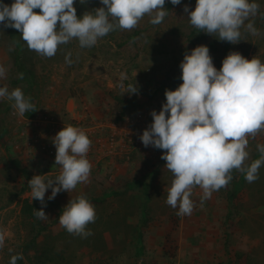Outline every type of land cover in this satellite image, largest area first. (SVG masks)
<instances>
[{"label": "rangeland", "instance_id": "374dc122", "mask_svg": "<svg viewBox=\"0 0 264 264\" xmlns=\"http://www.w3.org/2000/svg\"><path fill=\"white\" fill-rule=\"evenodd\" d=\"M249 2L260 7L245 25L253 22L261 35L253 36L242 27L238 44L229 42L228 51L218 34H206L201 43L209 47L217 70L230 52L264 63V0ZM12 3L14 0H8L9 5ZM196 3L182 0L174 6L166 0L168 14L161 24H151V17L146 15L134 29L110 32L90 48H81L73 39L60 45L51 58L29 50L18 30L10 28L8 33L0 24V60L6 69L0 87L6 86L9 93L20 88L37 107L32 118H25L13 107L14 100L0 98V230L5 233L0 263L8 262L25 241L22 207L25 199L32 198L30 180L15 168L12 159L28 169L31 179L43 175L47 182L59 175L60 166L48 154L52 135L49 129L41 133L35 121L50 116L71 121L68 109L74 108L77 116L88 114L89 124L149 126L153 122L151 112L159 113L166 103L165 91H175L183 83L180 64L193 50L188 35L195 28L184 6L194 11ZM74 7L80 18L105 6L100 0H75ZM19 51L25 68L34 72L31 83L19 80L15 66ZM69 52L71 65L65 62ZM121 73L126 75L123 80ZM129 84L138 88L137 94L129 95ZM118 97L134 99L139 107L128 110L122 118ZM260 144H264V131L254 139L249 137L245 166L260 158ZM162 155L164 150L158 149L153 158L139 156L129 165L93 170L88 182L70 192H60L54 200H48L49 189L45 194L47 206L40 203L48 216L43 221L49 224L39 239L47 254L45 264H264V165L259 169V179L252 183L236 170L239 190L233 201L229 200V185L214 191L203 204V190L194 187L192 214L181 217L178 207L166 203L173 175ZM80 196L86 197L96 212L95 222L87 226L86 231L92 232L87 238L68 233L59 223L66 205Z\"/></svg>", "mask_w": 264, "mask_h": 264}, {"label": "clouds", "instance_id": "9594fccd", "mask_svg": "<svg viewBox=\"0 0 264 264\" xmlns=\"http://www.w3.org/2000/svg\"><path fill=\"white\" fill-rule=\"evenodd\" d=\"M165 2L100 0L105 7L78 18L75 0H14L11 5L0 2V24L18 30L29 50L51 58L60 45L73 39L81 48H90L110 32L134 29L146 15L151 17V24L159 25L168 14ZM170 2L175 6L182 0ZM259 7L249 0H197L194 11L188 5L184 11L195 28L208 35L218 34L220 41L238 44L242 27L253 36L261 35L253 22L245 25L257 15ZM209 52L208 46L200 45L184 55L180 64L183 83L175 91H165L166 103L159 113L151 112L153 122L139 137L145 147L164 150L161 159L173 175L166 203L174 209L178 207L177 215L181 217L192 214L190 197L194 187L203 190V204L214 191L229 184L233 170L244 173L252 183L259 179V169L264 165V144H260V158L245 166L249 137L254 139L264 131V63L256 57L249 61L239 52H230L217 70ZM65 62L73 63L70 52ZM5 75L6 69L0 66V78ZM19 78L23 79V73ZM125 78L121 73V79ZM127 92L137 94L138 88L129 84ZM5 97L14 100L13 107L19 115L35 112L31 98L26 99L20 88L9 93L6 86L0 87V98ZM52 142L60 175L47 182L43 175H35L28 182L33 200H39L43 207L47 206L45 194L49 189L48 200H54L60 192H70L88 182L92 169L86 158L92 141L84 130L69 125ZM35 215L48 219L43 208ZM95 220V208L84 196L71 199L59 217L68 233L84 238L92 235L86 229ZM4 243L5 233L0 230V248ZM18 259H23L22 254L12 256L10 264H17Z\"/></svg>", "mask_w": 264, "mask_h": 264}, {"label": "built area", "instance_id": "2783aa9c", "mask_svg": "<svg viewBox=\"0 0 264 264\" xmlns=\"http://www.w3.org/2000/svg\"><path fill=\"white\" fill-rule=\"evenodd\" d=\"M0 66L4 67L1 60ZM88 110L85 106V111ZM68 113L72 116L73 121L64 122L54 116H50L45 120L37 119L35 126L38 130H42L41 133L49 129L52 140L59 131L69 125L84 130L92 141L86 157L92 165L91 172L100 169L101 162L105 163L107 168L112 169L120 163L132 164L139 156L153 158L157 153L158 149L152 146L145 147L139 138L142 136L143 131L149 127L148 125H135L128 122L89 124L86 121V116H88L86 112L81 116H77L74 113V108H69ZM48 154L51 157H56V148L53 142L48 145ZM57 171L60 175L61 168Z\"/></svg>", "mask_w": 264, "mask_h": 264}, {"label": "trees", "instance_id": "16d2710c", "mask_svg": "<svg viewBox=\"0 0 264 264\" xmlns=\"http://www.w3.org/2000/svg\"><path fill=\"white\" fill-rule=\"evenodd\" d=\"M189 2H197V0H186ZM0 2L4 4H8V0H0ZM7 32H10V28H7ZM137 34V33H134ZM134 36V35H133ZM189 41L192 44V49H195L197 46H200L201 43L205 40L206 38V33H204L202 30L193 28L189 35H188ZM229 49V42L226 41L225 45V50L228 51ZM15 66H16V71L18 73V77L20 73H23V79H20L21 81H28L31 83L34 78V72L28 68H25L23 65L20 51L17 52L16 57H15ZM177 87L176 84L172 86L173 89ZM25 98H29L28 96L24 95ZM31 98V103H34V100L32 97ZM118 99V104L121 108V117L123 118L124 115L128 110H135L139 107V103L135 101L134 99H124V98H117ZM37 107L35 105V112L33 111H28L26 112L23 116L25 118H32L35 113H36ZM12 163L14 164L15 168L20 172L22 171V174H24V177L27 178L28 180H31V174L29 173L28 169H23L21 166V163L17 159H12ZM231 175L233 179L229 182V186L231 187L228 195H229V200L233 201L236 196L237 192L239 190V182L237 179V174L236 170H233L231 172ZM40 201L39 200H33V197L31 199H25L22 207V221H23V226L25 230V241L24 243L20 246L18 252L14 255H21L23 256V259H18L17 264H45L47 261V254L42 248L40 247V237L42 234L47 231L49 224L42 219H39L35 215L36 210H40ZM11 259L4 263V264H10ZM2 264V263H0ZM136 264H144L143 261L137 262ZM218 264H233L232 262H227V263H218Z\"/></svg>", "mask_w": 264, "mask_h": 264}, {"label": "crops", "instance_id": "0c3cea01", "mask_svg": "<svg viewBox=\"0 0 264 264\" xmlns=\"http://www.w3.org/2000/svg\"><path fill=\"white\" fill-rule=\"evenodd\" d=\"M101 168H102V169H103V168L107 169L106 164L101 162ZM108 169H109V168H108Z\"/></svg>", "mask_w": 264, "mask_h": 264}]
</instances>
